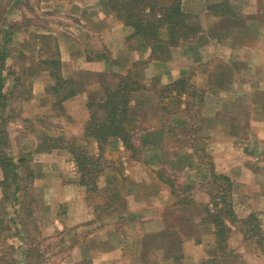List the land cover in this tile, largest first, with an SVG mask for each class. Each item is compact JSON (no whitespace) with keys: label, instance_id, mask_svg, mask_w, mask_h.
I'll list each match as a JSON object with an SVG mask.
<instances>
[{"label":"rangeland","instance_id":"rangeland-1","mask_svg":"<svg viewBox=\"0 0 264 264\" xmlns=\"http://www.w3.org/2000/svg\"><path fill=\"white\" fill-rule=\"evenodd\" d=\"M228 4L231 10L237 12V22L233 25L237 31L234 30V35H225L217 27V31L207 32L211 36L205 37L207 44L201 46L200 52L207 64L198 67V70L204 72L205 78L197 77L194 82L193 78L185 77L183 79L187 83H177L176 86L189 88L190 96L185 93L169 95L162 90L169 88L168 85L161 84L148 85L149 92L134 94L130 106L134 117L139 120V127L133 131L132 139L140 146L141 152H136V159L143 162L141 165H129L126 159L129 152L119 145L112 146L109 154H104L94 162L87 182L91 188L97 187L89 193V201L96 206L101 205L99 209L93 206L97 219L77 226V236H68L72 230L70 227L62 234L43 235L39 227L46 226L47 222L42 219V215L49 207L43 204V200H39L44 190L35 189L38 199L33 202L30 197L31 181H21L25 185L22 191L25 193L21 195L23 211L19 210V218L15 217L13 211L4 214L0 263L61 264L65 257L72 256L73 263L77 264H207L213 258L216 260L209 264H264V139L258 133L255 134L258 125L264 127V123L259 121L264 118V112L258 115L250 106L252 97L264 103V93L260 91L256 94L255 91L252 94L257 86L254 87L256 81L249 77L250 82L244 84L245 88L242 85L238 91H234L230 87L231 91L224 92L225 95L218 94L220 98L226 99L225 105L219 110L215 106L218 101L212 100V112L215 115L212 116V125L207 128L206 114L201 107L200 95H204V91L216 95L219 93L216 86L221 83H240L235 76L226 79L213 74L215 71L219 74L222 69L218 68L224 64L219 55L226 54L224 47L236 39L242 40L245 45L256 40L264 44V0H230ZM68 5L66 0H0V41L3 37L2 28L10 26L14 31L8 39L5 53L0 52V56L6 55L1 74L6 77L5 82L13 79L19 82L14 85L16 88H30L34 80L36 88L41 86L42 82L34 77V73L39 74L40 70L36 64L26 66L22 50L26 48L24 44L34 39V28L41 36L47 31L48 36L51 32H62L61 25L64 28L75 23L77 18L74 12L72 15L66 14ZM224 7L216 4L215 9L221 11ZM189 23L196 28L200 25L197 16L191 18ZM84 30L85 34L89 32ZM36 37L39 35L36 34ZM47 39L41 41L40 38V41L46 42ZM32 44L29 45L32 47ZM40 48L42 44H36L33 52L38 54ZM210 65L209 73L207 68ZM48 67L55 69L56 65L50 64ZM6 84L4 88H8ZM259 84L262 87L258 89L264 90L263 79ZM25 97L23 94L19 96L21 102ZM175 99L180 101L178 108H174ZM21 102L13 101L15 114L19 116H23L27 108ZM98 115L101 120V114ZM171 119H179L177 124L181 127L178 131L168 129L167 123ZM46 122V127L52 123L55 125L54 121ZM157 132L165 134L164 141H155ZM67 143L69 150L75 149L79 156L89 149L88 144L81 140H69ZM188 149H192L194 156H189ZM193 157L196 165L190 164ZM61 168L62 171L66 169ZM211 169L217 174H226L230 179L232 212L238 220L235 223L226 222L230 230L222 242L215 236L216 228L212 221H205V208L215 210L213 202H221L217 192L222 185L210 177ZM68 174L67 179L70 180L74 175L71 169ZM222 187L228 188V185ZM125 192L131 193L133 198L136 195L132 206L137 208L141 203L139 211L130 213L125 208H118L120 202L114 199L119 196L124 200ZM35 208L37 214H41L38 220ZM247 218L251 219L248 224L243 223L242 220ZM136 219L146 221L141 227L146 233L141 234L138 229L128 228L131 248L127 249L126 254L129 256L122 255L119 247L115 252L102 253L108 249L107 244L113 236L106 231L107 226L116 228ZM159 222H163V228ZM117 233L120 238L125 231ZM113 241L114 244L118 242ZM219 243L226 249L225 252H221ZM95 250L99 253H95ZM68 263L73 264L65 262Z\"/></svg>","mask_w":264,"mask_h":264},{"label":"crops","instance_id":"crops-1","mask_svg":"<svg viewBox=\"0 0 264 264\" xmlns=\"http://www.w3.org/2000/svg\"><path fill=\"white\" fill-rule=\"evenodd\" d=\"M66 1L69 4L66 14L70 15L74 12L77 18L75 23L65 24L68 26H64V28L61 25L62 32H51L48 36L47 31L45 35L41 36L35 32L36 28H34V33L32 32L34 39L24 44L26 48L22 50L26 66H35L34 64H36L40 70L39 74L34 73V77L42 82L41 86L36 88L33 80L30 88H16L14 86L16 80L8 79L5 82L8 84V88H4L5 83L4 87L0 88V147L2 150L0 152V238L4 236V231H2L4 214L13 211L15 217L19 218L21 214L19 210L23 211L24 201L21 195L25 193L22 192L25 185H22L21 181H31L30 197L33 202L38 199L35 189L44 190L43 195L39 196V200L41 202L43 200V204L49 207L42 215V219L47 224L39 227L43 235L62 234L70 227L72 230L68 236H77L76 232L79 229L76 228L77 226L97 219L94 213L95 209H93V206L96 205L89 201L91 192L81 184L80 171L67 142L81 140L85 144L87 143L89 149H86L85 153L94 159H100L104 154H109L114 145L125 149L119 139L114 143V139L109 138L101 150L97 141L87 136L85 128L90 119L89 104L104 102L107 92L116 90L123 77H131L145 88H141L143 90L135 94L149 92L148 85L152 84L169 86V84L185 77L193 78L194 82L197 77L205 78L204 72L198 70V67L207 62L204 57L200 56L201 46L207 44L205 37L211 36L207 32H215L217 27L218 31L220 30V33L225 35H234V30L237 31V27H233L237 22V12L229 7L230 0H182L181 10L193 17L197 16L200 25L199 32L190 40L192 42H183L178 46H169L164 42L162 44L147 42L126 23L124 12L113 8V2L110 0ZM173 1L158 0L162 6H167ZM216 4H222L225 7L223 10L217 11ZM40 28L43 30L42 26ZM84 28L89 32L86 31L85 34ZM52 33H54L53 36ZM36 34L39 37H36ZM40 38L41 41L45 38L48 39L46 42H41ZM48 42H51V45H48ZM35 43L42 44L38 54L33 52ZM29 44L33 46L31 47ZM243 44L244 42L239 39L229 42V45L224 47L226 54L219 55L224 64L218 67H222L219 74L216 71L213 74L218 75L217 77L219 75L226 77V79L235 76L240 83H221L216 86L219 88L217 90L219 93L216 95H212L209 91L203 92L201 107L206 114V116L204 115L205 128L212 125L215 115L212 112V100L218 101L215 106L219 110L223 109L225 105L226 99L220 98L218 94L231 91L230 87L234 91H238L242 85L243 87L244 84L248 85L249 77L256 81L254 87L257 86L252 94L255 91L256 94H259L260 91L264 93V90L258 89L262 87L259 84L260 80L264 81V44L257 40L250 44ZM243 47L246 48L245 51H243ZM48 64H55V69H50ZM213 68L215 67L213 66ZM210 70L211 65L207 68L209 73ZM59 78L63 82L62 87L65 88H56ZM71 90L76 93L65 97L64 95ZM22 94L26 97L21 102L19 96ZM14 99L21 102L23 106H27L23 116L15 114ZM250 106L258 115L259 112H264V103L255 101L253 97L250 100ZM261 119L258 120L264 123V118ZM46 121L48 123L54 121L55 125L51 122L52 124L46 127ZM178 121L179 119H171L169 122L177 127L176 131L181 127L177 124ZM256 130L255 134L258 133L264 139V127L260 124ZM165 137V134L157 132L155 141H164ZM52 145L55 147L50 150L49 146ZM188 150L190 151L188 152L189 156H194L192 149ZM126 159L129 165L131 163L141 165L143 162L140 159L130 158V155ZM192 160L190 164L195 163V157ZM8 167L13 168V172L16 174L15 183L10 177L8 180L5 178ZM61 167L66 169L62 171ZM68 168L72 170L75 180L73 177L70 180L67 179ZM77 176L79 178L76 179ZM127 187L126 190L129 189V186ZM135 196L134 194V198ZM134 198L131 193L127 192H125L124 200L121 197L124 208L130 213L139 211L142 207L141 203L137 208L132 206ZM100 206L96 207L99 209ZM39 214L35 208L37 220L40 219ZM145 222L144 219H136L116 228L107 226L106 231L113 236L107 244L108 249L102 253L105 251L115 252L119 247L122 255L129 256L126 254L127 249L131 248L127 234L128 228L138 229L141 234H144L146 232L142 231L141 227ZM159 224L163 228V222H159ZM124 231L125 233L118 238L117 232ZM113 239L118 242L114 244ZM112 245H114L113 248H111ZM94 252L99 253L98 250ZM66 260L74 262L70 256L65 257L61 264H65ZM73 264H77V262Z\"/></svg>","mask_w":264,"mask_h":264},{"label":"trees","instance_id":"trees-1","mask_svg":"<svg viewBox=\"0 0 264 264\" xmlns=\"http://www.w3.org/2000/svg\"><path fill=\"white\" fill-rule=\"evenodd\" d=\"M113 8H118L124 12L125 21L131 27L135 29L136 34L141 35L147 42L165 44L169 46H178L183 42H188L192 40L199 32V27L196 28L195 25L189 23L191 18H194L192 15L186 14L181 10L182 0H174L171 4L167 6H162L159 4L158 0H110ZM9 26L8 28H2V35L0 41V52L5 53L7 49L6 45L9 43L8 39L11 38L14 31ZM25 57V56H24ZM6 55L0 56V88L3 87V82H5L6 77H2L3 65L5 64ZM2 64V65H1ZM54 75V74H53ZM185 79L177 80L169 84V88L162 89L163 92L172 94L185 93L188 96L191 95L189 88H176L177 83H184ZM16 83H19L16 80ZM61 83V84H60ZM60 78L56 83V88H65L62 87ZM187 83V82H186ZM145 89L137 81L131 77H123L120 79L118 88L114 91L107 92V96L104 102L99 104H89L88 108L90 110V119L86 125L87 136L96 140L99 149H103V146L107 143L109 138L115 140L119 139L124 146V149L129 152L130 158L135 159L138 157L136 152H140V148L133 142V133L134 130L139 127V120L134 117L131 109V102L133 101V96L138 91ZM168 91V92H167ZM187 91V92H185ZM76 92L71 90L67 92L64 96L69 97ZM166 95V94H165ZM167 96V95H166ZM165 97V96H164ZM202 99L203 96L200 95ZM181 100V99H180ZM179 99L174 100V108H178ZM188 106V105H187ZM175 111V110H173ZM101 114V120H99V115ZM168 129L176 131L177 127L167 123ZM134 131V132H133ZM50 150L55 146H49ZM48 150V151H50ZM0 147V152H1ZM73 155H75V161L80 171L81 184L87 187L88 191H94L97 187L91 188L87 182L88 173L90 168L94 165V162L98 160L87 156L84 153L82 156H79L75 149H71ZM75 152V153H74ZM77 155V156H76ZM94 167V166H93ZM8 172H5V178L10 177L14 183L16 182V174L13 172V168L8 167ZM210 177L213 178V181H218L221 185H228V188L222 186L219 187L217 193L221 197V202H213L215 205V210L206 209L205 221L211 220L216 228L215 236H218L219 239L225 241L227 237L228 224L235 223L237 220L236 216L233 214V202L230 199L229 192L232 189V183L230 179L222 174H217L214 170L211 169ZM116 192L119 193V190L116 189ZM114 193V192H113ZM228 193V194H226ZM119 197V196H118ZM115 197V202L118 203L119 209H124L121 198ZM110 205V204H109ZM108 205V207H109ZM253 219L254 217H250ZM247 218L242 220L243 223H247L251 220ZM250 219V220H249ZM225 238V239H224ZM221 252H225V248L221 243L218 244ZM223 248V249H222ZM216 258L210 259L206 263H212Z\"/></svg>","mask_w":264,"mask_h":264}]
</instances>
